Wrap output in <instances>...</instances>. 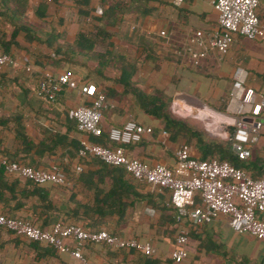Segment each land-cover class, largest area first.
<instances>
[{
    "label": "crops",
    "instance_id": "1",
    "mask_svg": "<svg viewBox=\"0 0 264 264\" xmlns=\"http://www.w3.org/2000/svg\"><path fill=\"white\" fill-rule=\"evenodd\" d=\"M32 1L25 15L31 21H37L32 11L37 0ZM47 1L45 20H55L53 8L61 17L67 15V0H59L58 6ZM212 1L149 2L155 9L145 14H141L139 9L123 8V12H117L119 21L109 29L118 36L119 42L114 49L124 61L129 62L130 81L136 89L144 93L161 91L169 98V109L174 115L198 121L204 128L212 129L208 130L209 133L224 139L225 134L217 129L231 127L225 121H229L231 114L227 108L228 92L235 67L240 66L244 70L245 84L251 86L257 96L264 95V35L253 40L235 35L223 54L207 50L204 56H192L191 52L203 49L191 40L195 31L205 33L216 23L217 13ZM95 4L96 0H90L91 6ZM257 14L264 27V9L258 8ZM77 29H90V25L64 19L59 26L60 40L71 41ZM139 35L144 38L143 43L139 41ZM21 37L19 35L17 40L24 44ZM30 46L31 50L41 53L50 50L34 42ZM128 47L132 48L131 51ZM143 49L148 52L151 49L152 57L143 58ZM33 53L11 46L9 54L18 60V66H0V152L30 166L47 168L57 164L62 168L68 184L38 185L47 191L54 207L49 211L52 218L56 216L74 223L81 215L79 206L85 204L87 228H103L122 237L146 240L154 248L149 262L144 263L135 250H113L99 243H86L81 251L87 259L95 264H264V239L233 231L224 215L193 228L168 204L167 190L157 191L130 175L125 177L136 195L129 193L123 198L121 218L115 212L100 210L102 207L95 201L105 191L108 180L93 157L77 159L73 150L74 143L80 138L90 140L92 136L78 131L70 116L72 107L82 99L75 90L64 89L53 103L43 104L34 94L37 78L45 72L56 75L59 69L45 64L39 53ZM63 68L69 69L77 79L102 88L106 97L102 128L119 126L127 118H133L153 129V134H145L140 143L124 145L129 156L150 164L160 163L169 167L174 164V149L183 139L171 137L161 130V122L139 108L132 89L123 92L122 86L111 78L86 73L77 65L62 62L60 69ZM110 75L118 77V71ZM222 103L224 109L220 110ZM15 124L23 126L28 143L15 138L12 130ZM189 145L191 153L197 156V149ZM250 156L264 161V118ZM76 164L81 165L80 171L74 170ZM80 173L85 175L78 177ZM11 180L18 183L12 188L17 190V198L22 205H16L9 190L0 189V213L29 216L41 223L48 216L38 205L37 196L20 197L18 192H25L24 180L8 175L3 183L9 186ZM179 225L189 230L185 244L187 254L179 262H174L170 251L174 248V236ZM65 242L70 243L68 240ZM0 264L80 263L67 252L54 251L44 244L34 245L25 237L0 227Z\"/></svg>",
    "mask_w": 264,
    "mask_h": 264
},
{
    "label": "built area",
    "instance_id": "2",
    "mask_svg": "<svg viewBox=\"0 0 264 264\" xmlns=\"http://www.w3.org/2000/svg\"><path fill=\"white\" fill-rule=\"evenodd\" d=\"M181 1L174 0L177 4ZM212 5L217 13L216 23L205 33L195 31L191 40L203 49L191 52L192 56H204L207 50L223 54L235 35L250 40L263 37L264 27L257 14L259 0H213ZM18 64L11 54L0 53V66L17 67ZM25 69L29 70L28 67ZM62 88L75 90L82 99L70 111L76 129L87 135H99L103 130L100 112L106 105L104 92L92 82L78 83L71 71L65 70L57 75L43 73L36 82L34 94L41 101L52 102ZM227 108L231 113L229 121H225L232 128L227 135L230 147L238 158L244 159L250 155L251 147L259 136L264 118V95L257 96L254 89L245 84L244 70L240 66L233 71ZM148 132L149 126L127 118L121 125L110 126L106 130L107 138L116 145L109 147L80 138L77 153L84 157L91 154L107 164L121 166L132 178L157 191L167 190L176 215L192 227H199L224 215L233 231L264 239V174L252 177L225 159L195 158L190 145L184 141L175 147L171 167L160 163L149 164L129 156L122 144L136 142ZM0 165L6 173L38 185L68 184L64 171L57 164L47 168L33 167L20 161H9L0 154ZM80 169V164L74 166L75 171ZM195 196L198 202L192 203ZM0 226L27 239L50 244L60 252H67L80 264H95L82 254L86 243L134 248L146 255L154 252L149 241L111 234L103 228L87 230L77 223L56 221L41 228L29 220L0 213ZM186 241L187 229L179 225L174 236L175 246L170 251L174 261L186 256Z\"/></svg>",
    "mask_w": 264,
    "mask_h": 264
},
{
    "label": "trees",
    "instance_id": "3",
    "mask_svg": "<svg viewBox=\"0 0 264 264\" xmlns=\"http://www.w3.org/2000/svg\"><path fill=\"white\" fill-rule=\"evenodd\" d=\"M50 1L56 6L61 3V1L59 0ZM67 1L68 13L65 17H61L59 12L55 11V20H45L48 1L37 0V3L33 5L32 9L33 15L36 17L37 21H31L25 15V11L27 6L33 2L32 0H0V53H10V47L16 46L23 48L25 51L31 52V54L33 52L39 53L38 55H41L44 58L45 64H48L55 69H59L57 74L65 70H69L67 68L60 69L61 63L66 62L69 64L77 65L80 69L83 68L84 70H86V73L93 72L101 78H111L122 86L123 92L131 91L132 89L139 108L145 114L158 119L161 122V130L169 133L171 137L183 139L184 142L189 143L193 147H195L198 151L197 156L193 155L195 158L205 159L216 157L217 159H225L233 166L243 169L252 177H259L264 174L263 160H260L256 157H251L250 155L244 159L238 158L237 155L231 150L229 139H220L217 136L206 131L203 128L202 124L196 123V121H193L191 119L181 118L174 115L169 109V98L162 94L161 91L154 90L151 93H144L139 89H136L133 86V83L130 81V64L128 61H124L122 55L114 49V45L119 42V39L117 38L118 36L116 35V33L113 30H110L109 27H112L119 21L120 16L117 12H123V8L129 9V7H131V9H139V12L141 14L150 13L155 9V7L149 5V2L158 3L160 2V0H96L95 6L90 5V0ZM258 8L264 9V0H259L257 9ZM90 11H94L96 13L92 14L90 13ZM64 19L69 22L82 21L83 23L89 24L90 29H77L73 33L71 41H66L64 39L60 40L61 32L59 31V26L62 24ZM19 35H22L21 38L23 39L24 44L19 43V41L17 40V37ZM137 37L139 41L143 43L144 38L142 37V35H139ZM31 42H34L35 45L42 44L43 46L49 48L51 51L48 50L47 53H41L37 50H31ZM127 49L131 51L132 48L128 47ZM148 51L143 49V58L152 57L153 54L151 49L150 52ZM90 61H93V63ZM36 64L42 66L40 63L36 62ZM115 70L118 71V77H113L110 75V73L115 72ZM72 76L77 80L78 83L89 82L87 80H79L73 74ZM40 77L41 75L38 76L37 80ZM63 90L64 88H62L58 92L55 100ZM98 90L103 91L102 88ZM54 101L41 102L43 104L49 105ZM219 108L220 110H223L224 103H222ZM102 116L103 109L100 112V124L102 121ZM229 128L231 131L232 128ZM12 130L14 132L15 138L21 141V143H28L26 135L23 132V126H21L20 124H15L14 127H12ZM106 130L107 129L103 128L102 132L99 135L90 136V140L92 142L109 147L116 145V143L110 141L107 138ZM145 134L152 135L153 129L150 127V132L143 133L140 139L133 143H140ZM124 145L126 144H122L123 148ZM78 146V142L74 143L73 145V150L76 158L85 159L87 157H93L99 164V168L102 170V173L105 174V177L108 180V185L105 191H102L100 199H97V201H95L97 206H99L100 208L102 207L100 210L103 209L104 211L115 212L117 217L120 219L123 211V198L129 193H131L132 195H136V193L132 190L130 181L127 179V177H125L128 174L121 166L107 164L91 154H87L85 155V157L79 156L77 153ZM0 154L6 157L9 161H19L16 159L8 158L1 152ZM8 175L12 174L6 173L4 168L0 165V189L9 190L11 192V196L16 201V205L21 206L22 202L19 198H17V190L15 191V189L12 188V185L18 184L16 180H11L9 186L3 183L5 176ZM84 175V173H80L78 177H82ZM23 180L25 186L23 187V189H25V192H18V195L20 197L29 194L36 195L38 198V205L42 208V210L48 217L46 219H42L41 223H38L37 221H35V219H32L29 216L8 215L4 213L2 214L29 220L31 223L41 228H46L56 221L68 223L63 218H59L56 216L52 218V215H50L49 211H52L54 207L48 197V193L46 190L41 189L38 184H35L28 179ZM196 202H198L197 196L194 197L192 203ZM168 204L172 209H174L169 201V198ZM79 207L81 209V215L79 218H77L76 221H74V223L79 224L81 227L87 230L100 229H91L85 226V204H82ZM0 227L3 228L2 226ZM188 232L189 230L187 229V240L189 236ZM27 241L34 245L44 244L49 249L58 251L50 244H45L30 239H27ZM99 244L113 250H135L140 253L144 260V263L149 262L148 258L150 255H146L134 248H113L103 243ZM172 261L174 260L172 259Z\"/></svg>",
    "mask_w": 264,
    "mask_h": 264
},
{
    "label": "rangeland",
    "instance_id": "4",
    "mask_svg": "<svg viewBox=\"0 0 264 264\" xmlns=\"http://www.w3.org/2000/svg\"><path fill=\"white\" fill-rule=\"evenodd\" d=\"M52 7V6H51ZM65 7V6H64ZM55 11L56 10H54V8H53V10H52V12H54V14H55ZM196 123H199L198 121H196ZM200 124V123H199ZM203 128H204V126H203ZM206 131H208V130H210L209 128H204ZM212 130V129H211ZM210 130V131H211ZM217 130H219V132L221 133L222 132V134L224 135L225 134V136H224V139H228V136L227 135H229V131H230V128L228 127V128H226V127H224V128H218Z\"/></svg>",
    "mask_w": 264,
    "mask_h": 264
}]
</instances>
